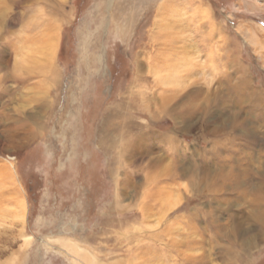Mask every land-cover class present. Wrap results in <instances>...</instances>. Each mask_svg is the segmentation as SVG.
I'll use <instances>...</instances> for the list:
<instances>
[{"label":"rangeland","instance_id":"obj_1","mask_svg":"<svg viewBox=\"0 0 264 264\" xmlns=\"http://www.w3.org/2000/svg\"><path fill=\"white\" fill-rule=\"evenodd\" d=\"M190 262L264 264V0H0V264Z\"/></svg>","mask_w":264,"mask_h":264},{"label":"bare ground","instance_id":"obj_2","mask_svg":"<svg viewBox=\"0 0 264 264\" xmlns=\"http://www.w3.org/2000/svg\"><path fill=\"white\" fill-rule=\"evenodd\" d=\"M136 1H138V2H143V3H148V0H136ZM53 8L54 7H51L50 9V13L52 14V13H54V10H53ZM196 11V10H195ZM199 12V11H198ZM134 15H132V16H129L124 22H126V23H124L125 25H126V27L124 26V30H123V32H122V34L125 36L127 33H128V31H129V26H130V24L133 22V20H134V17H133ZM165 16V15H164ZM163 16V17H164ZM178 18V17H177ZM187 19V18H186ZM180 21V20H179ZM189 23V22H188ZM176 25V24H175ZM181 26V25H180ZM189 26V25H188ZM183 27V26H182ZM45 28V30H44V32L42 31V32H40V36H39V41L41 42V45L43 46V47H45V48H47V49H54V47H55V40L57 39V27L55 26V25H53L52 23H49V24H46V27H44ZM120 32V33H121ZM163 32H164V30H163ZM163 34V33H162ZM167 34V33H166ZM159 38V37H158ZM161 39V38H160ZM172 41V40H171ZM179 42V41H178ZM167 45V44H166ZM191 45H193V44H191L190 43V40H188V41H184V45L182 44V46H181V52H184V53H186L185 51H187L188 50V48H190V46ZM195 45V44H194ZM193 45V46H194ZM192 46V47H193ZM162 47V46H161ZM167 47V46H166ZM172 47V46H171ZM171 50H172V48H170ZM170 49H169V53H167V54H165L166 52H165V50H162V51H160L159 52V50H158V52L159 53H154L151 57L153 58V60L151 61L152 62V64L150 63V67H151V69L154 67V68H157L158 70L160 69V68H162V67H169L170 69H172V70H174L175 69V65L174 64H170V63H165L164 61H168V58H170V57H172V56H174V55H172L173 54V52L171 51L170 52ZM196 49V48H195ZM166 50H167V48H166ZM175 50V49H174ZM53 51V50H52ZM175 54V53H174ZM180 57V56H179ZM166 58V59H165ZM191 60H189V62H190ZM187 63V62H186ZM191 63H193L194 64V62H191ZM191 63H189V65H188V71H189V73L192 71V69H193V66L191 65ZM138 64V63H137ZM195 65H196V63H195ZM138 66V68L140 69V64H138L137 65ZM176 66H178V65H176ZM239 68H242V65H240L239 64ZM197 67V66H196ZM195 67V68H196ZM165 69V68H164ZM164 69H163V71H164ZM186 71V70H185ZM194 71V70H193ZM192 71V72H193ZM187 72V71H186ZM160 74V73H159ZM161 75V74H160ZM167 76V75H166ZM163 79H165L164 77H160V78H157V79H155V82H157L158 84L159 83H161V82H163ZM169 80H173L172 78H169ZM156 84V83H155ZM239 86V85H238ZM194 92H198L197 90H194ZM163 93H165V92H162V94H160V107H161V113H165V112H167V108L165 107V101H166V99L167 98H169V99H177V98H179V93L180 92H178V91H175L174 93H172V94H168V96L166 97V95L164 94L163 95ZM154 95V94H153ZM152 96V95H151ZM138 96H135L134 97V100L135 101H138V103L140 104V103H142V101L144 100L143 98L142 99H138L137 98ZM149 97V96H148ZM159 97V96H158ZM157 97V98H158ZM182 98V97H181ZM149 99V98H148ZM151 99V98H150ZM133 100V101H134ZM155 100V99H154ZM168 100V99H167ZM172 101V100H171ZM180 101V100H179ZM170 102V101H169ZM177 102V101H176ZM168 103V102H167ZM127 104V103H126ZM139 104H135L134 103V106H132L131 104L129 105V104H127L126 105V107H124L125 109H127V110H136V109H138L137 107H138V105ZM219 104V103H218ZM121 105V104H120ZM141 106V105H140ZM221 107V106H220ZM171 108V107H170ZM123 110V109H122ZM124 111V110H123ZM175 111H177V112H175ZM174 112L175 113H173V115L174 116H177V114H179V115H182V113L181 112H183V110L182 111H179V109L178 110H175ZM118 113H120V112H117L116 110L115 111H110L109 113H107L104 117H103V120H102V122H101V131H102V133L103 134H107V133H111V132H109V131H111V129L112 128H110V126L108 125V121L110 120V119H112V117L113 116H115L116 114H118ZM148 113H150V112H148ZM168 114V113H167ZM170 114V113H169ZM184 114V113H183ZM187 114H189L188 113V111L183 115V116H185L184 118L186 119V118H189V117H186V116H188ZM220 114V113H219ZM153 116V115H152ZM156 117V116H155ZM155 117H153V118H155ZM211 117V116H210ZM220 118V117H219ZM222 118V117H221ZM127 119H128V121L130 122V123H132L131 125H130V127H134L135 126V124H134V121L133 120H131L132 118L130 117V116H127ZM174 119V118H173ZM127 121V120H126ZM217 121V120H216ZM184 122H186V121H184ZM206 122V121H205ZM123 123V122H122ZM207 123V122H206ZM224 123V122H223ZM225 123H226V121H225ZM219 124V123H218ZM217 124V125H218ZM208 125H209V123H208ZM216 125V126H217ZM221 125V124H220ZM190 126V125H189ZM230 126V125H229ZM129 127V128H130ZM138 127V126H137ZM233 127V126H232ZM235 127V126H234ZM200 128L201 129H203L202 131H204V132H212V134L214 133H219V130H218V128H213V129H210V127L208 126L207 127V124L205 125V126H200ZM227 128V127H226ZM117 130V129H116ZM138 130H142L141 129V127L138 129ZM115 131V130H114ZM234 131V130H233ZM149 132V131H148ZM144 133H146V132H143L139 137H138V139L137 140H135V142H133V145H132V147H133V149L131 148V146H130V148L132 149V150H136V151H141L142 153H144L143 152V149H142V146H144V140H145V138H146V140L148 141V139H149V137H151V139L153 140L154 139V137L155 138H159V136L158 135H156V134H154L153 132H151V133H148V134H145L146 135V137H144ZM163 135H161V137H162ZM137 137V136H136ZM164 143H166V142H168V141H170L171 142V139L170 138H168V136L166 137H162V138H160ZM170 139V140H169ZM154 142V141H153ZM156 142V141H155ZM111 146V145H110ZM127 147H129V145H127ZM145 147V146H144ZM219 148V147H218ZM146 153H148V151L146 150ZM122 155H124L123 153H122ZM148 155H149V153H148ZM146 156V155H145ZM153 156V155H152ZM143 157V156H142ZM213 157V156H212ZM203 158V157H202ZM206 160V159H205ZM209 162H208V160L205 162V166L203 167V168H200V170L201 171H203L204 172V170L205 169H207L208 170V164ZM157 164V163H156ZM150 165V164H149ZM158 165V164H157ZM170 171V170H169ZM166 172V171H165ZM240 172V171H239ZM238 172V173H239ZM169 173V172H168ZM241 173V172H240ZM243 173V172H242ZM241 173V174H242ZM172 174V173H171ZM204 176H206L207 177V175H204ZM237 176H240V174L238 175L237 174ZM169 177H170V175H169ZM168 177V178H169ZM238 179V178H237ZM239 181V180H238ZM224 185L225 184H221V186L224 188ZM215 187H217L216 185H215ZM21 212H22V208H21ZM22 213H24V212H22ZM21 216V215H20ZM242 229V228H241ZM63 244V243H62ZM69 244V243H68ZM64 246V245H63ZM69 247H71L70 245H69ZM77 247V246H76ZM78 248V247H77ZM80 248V247H79ZM72 249V248H71ZM73 249H74V247H73ZM3 250V249H2ZM72 252V251H71ZM78 252V251H77ZM150 253V252H149ZM84 256V255H83ZM85 258V257H84ZM185 258V257H184ZM187 258V257H186ZM191 263V262H190ZM191 264H195V262H193V263H191Z\"/></svg>","mask_w":264,"mask_h":264}]
</instances>
